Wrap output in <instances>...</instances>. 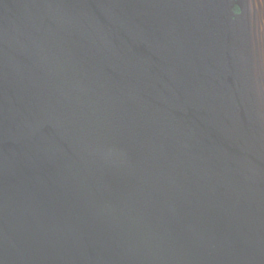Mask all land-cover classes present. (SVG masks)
Wrapping results in <instances>:
<instances>
[{"label": "water", "instance_id": "obj_1", "mask_svg": "<svg viewBox=\"0 0 264 264\" xmlns=\"http://www.w3.org/2000/svg\"><path fill=\"white\" fill-rule=\"evenodd\" d=\"M0 264H264V0H0Z\"/></svg>", "mask_w": 264, "mask_h": 264}]
</instances>
